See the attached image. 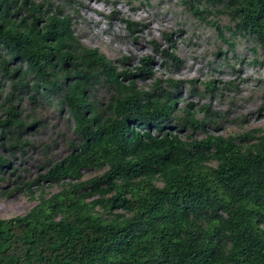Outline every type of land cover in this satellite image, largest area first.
<instances>
[{"label":"trees","instance_id":"obj_1","mask_svg":"<svg viewBox=\"0 0 264 264\" xmlns=\"http://www.w3.org/2000/svg\"><path fill=\"white\" fill-rule=\"evenodd\" d=\"M181 3L198 16L223 15L227 25L212 27L219 36L227 31L233 49L253 43V52H264V0ZM0 48L9 94L34 106L21 117L8 96L1 102L0 149L23 155L33 146L26 133L41 120L39 101L64 109L71 122L67 154L13 190L37 203L0 219V264H264L263 129L207 133L208 106L198 119L192 103L176 105L185 81L155 78L149 58L118 71L79 41L69 15L44 4L0 0ZM161 55L180 64L168 49ZM10 60L25 66L11 69ZM146 77L152 82L143 89L137 81ZM9 167L0 153V181ZM88 171L96 175L84 179ZM45 183L58 191L46 196Z\"/></svg>","mask_w":264,"mask_h":264},{"label":"rangeland","instance_id":"obj_2","mask_svg":"<svg viewBox=\"0 0 264 264\" xmlns=\"http://www.w3.org/2000/svg\"><path fill=\"white\" fill-rule=\"evenodd\" d=\"M30 1L69 15L79 41L88 48H98L113 61L118 71L124 67L133 71L142 59L149 58L150 74L155 78L185 81L176 105L181 108L192 103L198 119L204 116L200 107L208 106L211 122L205 126L207 133L234 136L253 129L264 130V52H253V43L233 49L227 31L219 36L212 27L215 23L221 27L227 25L226 18L218 12L213 11L208 16L202 12L199 17L181 0ZM128 22L136 25L128 26ZM163 49L174 52L180 64H165L161 55ZM0 55L7 59L1 48ZM122 59L127 62L121 63ZM19 65L20 62L12 60L8 63L11 69ZM188 81L195 82L196 93L191 92L192 85ZM151 82L146 77L138 80L137 85L144 89ZM205 83H212L215 93L211 86L206 89ZM9 91L10 82L0 77V119L6 117L1 102L7 96L6 104L16 107L21 117L31 114L34 106L28 98L16 90L10 95ZM104 94L102 91L96 94L102 103L108 100V95ZM39 103L34 117L41 120L26 133L33 146L27 147L23 155L0 149L10 164L1 176L4 180L0 181V219L23 215L31 209L37 202L29 199L26 190L14 193V188L33 182L47 171L48 162L59 160L68 152L65 142L71 140V122L64 109L59 112L55 106ZM189 134L185 131L182 137ZM200 136L201 133L196 137ZM94 175L95 172L83 173L84 179ZM30 187L36 199L39 196L37 185ZM42 187L46 196L58 191V186L51 183Z\"/></svg>","mask_w":264,"mask_h":264},{"label":"bare ground","instance_id":"obj_3","mask_svg":"<svg viewBox=\"0 0 264 264\" xmlns=\"http://www.w3.org/2000/svg\"><path fill=\"white\" fill-rule=\"evenodd\" d=\"M118 14V13H117ZM146 24V23H145ZM148 25V24H147ZM145 28H147V27H145ZM147 30V29H146Z\"/></svg>","mask_w":264,"mask_h":264}]
</instances>
